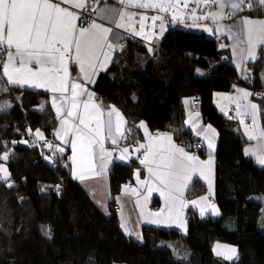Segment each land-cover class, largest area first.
<instances>
[{"label": "trees", "instance_id": "16d2710c", "mask_svg": "<svg viewBox=\"0 0 264 264\" xmlns=\"http://www.w3.org/2000/svg\"><path fill=\"white\" fill-rule=\"evenodd\" d=\"M2 58L0 52V106H9L0 107V155L9 153L11 175L0 179V264H264V166L245 155L246 139L235 120L214 104L215 91L240 80L229 49L217 38L175 27L158 46L129 39L93 85L106 105L125 114L133 140L143 138L139 123L145 121L151 130H172L189 143L194 135L185 126L184 99L198 95L200 112L219 134L214 203L220 214L203 215L191 207L186 233L147 224L142 241L126 233L118 213L105 212L73 177L71 164H63L68 150L55 154L54 147L28 142L37 130L50 134L57 118L47 91L7 82ZM139 165L137 159L112 164L113 195L133 180ZM207 190L195 177L186 195L195 198ZM163 240H176L182 251L161 245ZM216 241L237 245V258L217 255Z\"/></svg>", "mask_w": 264, "mask_h": 264}, {"label": "snow or ice", "instance_id": "6c2138e0", "mask_svg": "<svg viewBox=\"0 0 264 264\" xmlns=\"http://www.w3.org/2000/svg\"><path fill=\"white\" fill-rule=\"evenodd\" d=\"M122 4L133 5L141 8H155L161 12L174 11L180 6L181 0H147V2H139V0H120ZM197 7L201 4L217 5L216 12H209L202 19L211 18L213 21H219L225 18H231L237 12L248 9L264 10V0H193ZM61 3L73 4L75 8H84L85 4L82 0H58L53 3L52 0H0V52L7 55V61L3 64V75L7 77V82L11 84H27L39 88H48L53 93H60V100L65 102L67 107L66 118L61 121V129L64 135L57 132L61 139L69 132H72L75 139L72 142V161L77 167L76 177L84 180L85 172H92L99 176L106 170L105 156H111V153H105L103 149V131L105 126L109 135L113 133L124 137L123 125L126 123L122 114L115 108L110 106L107 112V121L103 119L104 112L99 104L92 103L94 93L87 92L85 85L70 80L69 60L79 66L82 78L85 81L94 83L89 75V69L92 70V75L96 74V61L98 54L105 45L108 49L114 47L108 43V34L112 31L111 28L104 27L101 24L93 21L88 27H77L76 21L79 17L66 7H61ZM189 0H183V7L187 8ZM225 7L232 9L231 13L226 15ZM264 14V11H262ZM125 13H120V23L117 27L124 28ZM192 15L195 17V9ZM149 19L147 16L142 17L140 22V31L136 35L143 36L147 40L153 38L154 33H145L144 20ZM161 16H152L151 20H162ZM245 26L244 31L247 37L246 55L251 58H256L257 48L264 46V19L243 18ZM131 27V25H129ZM155 27V23H153ZM217 27H221L219 24ZM134 30V29H133ZM212 31V29H208ZM164 32L163 26L160 28V34ZM9 49L14 51H9ZM235 50V49H234ZM264 52V47L261 48ZM109 57L105 54L104 63L100 64V68L104 67ZM19 60L20 67L16 66ZM35 61L39 65L36 71H33L27 65ZM48 63L53 67L45 68L44 64ZM199 71V69H197ZM242 94V98L247 99L249 96L255 95L244 89H238ZM70 92V95H67ZM87 92L88 102L83 104V113L78 114L77 110L81 105L77 102V98ZM52 103L56 105V111L59 114H64V108L57 103V98L53 96ZM4 105L0 107H8ZM240 105L237 104L239 110ZM249 114L252 118V126L245 125V131L248 132L249 139L264 138V128L259 127L257 115L260 111L259 106L254 103L247 105ZM238 111V115H239ZM198 115V114H197ZM115 116V119H113ZM72 119L78 121L77 124H72ZM191 124L192 121L189 120ZM94 125V126H93ZM195 126V125H194ZM140 127H147L141 122ZM210 129L211 126L209 125ZM214 131V130H213ZM200 133H197L199 135ZM36 135L40 139H44L39 130ZM205 140L208 137L205 136ZM27 143V141H22ZM167 142V147H165ZM15 143V141L13 142ZM100 145L101 151V171H96V165L93 160L92 146ZM112 143H117L115 138ZM209 147H212L209 141ZM48 147H52L51 144ZM139 148H145L144 158L140 163L148 166V172L151 177L160 185L155 188L161 195L165 196L166 207L168 214L171 216L173 207L176 202L183 206L184 201L181 199L184 189L187 187L188 181L191 179L193 172L199 171L203 175L201 168L210 166L213 163V158L210 155L207 161H202L198 156L191 155L185 151L183 147H177L172 143V136L169 133L162 132L159 137L149 134L147 145L140 144ZM139 148L137 151H139ZM62 152L63 149H60ZM251 152L252 150H247ZM128 152V149H123L122 158L127 159L123 155ZM2 158L6 161L9 158V153L4 152ZM259 163L264 165V151L259 154ZM155 165V168L152 167ZM200 166V167H198ZM0 173H3V179L7 180L11 175L8 169L0 164ZM207 179V177H205ZM137 180L141 184L146 181H139V173L137 172ZM211 186V181L209 180ZM11 186V185H9ZM164 189L165 191H162ZM153 189L149 188L151 192ZM131 192L136 194L137 189L128 188L125 186V193ZM147 199V198H145ZM200 200H207V197H201ZM139 203V201H137ZM193 204L199 201H192ZM213 212L218 214V209L215 205H211ZM204 209L201 208L203 213ZM164 213V209L159 212L150 213L152 217H160ZM154 223L162 221L156 219ZM183 226V225H181ZM217 255H227L231 259L236 254V248L226 245L217 244Z\"/></svg>", "mask_w": 264, "mask_h": 264}, {"label": "crops", "instance_id": "0c3cea01", "mask_svg": "<svg viewBox=\"0 0 264 264\" xmlns=\"http://www.w3.org/2000/svg\"><path fill=\"white\" fill-rule=\"evenodd\" d=\"M87 1L88 0H82L84 4H86ZM52 2L56 3L58 2V0H52ZM139 2H147V0H139ZM246 2H248V0H246ZM60 6L66 7L70 11H73L78 17L80 16V10L82 8H75L73 4L64 3H61ZM194 9L195 17L192 15ZM217 10V5L205 6L201 4L199 7H197L193 0H189L187 8L183 7V0H181V4L175 10V14L173 10H170L168 12H161L155 8H141L135 6V4H122L120 0H103L97 8L95 19H93L86 26L82 27H88L93 21H95V23L101 24L104 27L111 28L112 31L108 34L107 42L113 44L114 47L110 50L105 45V47L100 50L98 54V60L96 61V74L92 75V70L89 69V75L95 83L100 72L106 69L111 64L115 53L117 51H120L126 45L129 39H140L148 43L150 46L154 47L160 44L162 38L168 30L175 27H182L185 29L196 31H205L208 35L217 38L220 42L221 47H227L229 49L231 54V62L237 69L240 78L239 81H235L233 83L232 87L229 90L215 91L213 96L214 104L220 112L226 114L228 117H230V112L234 114L233 119L235 120L240 133L246 139V143L244 146L245 155L247 157H253L255 161L259 165H261L259 163V154L261 153V151H264V138L249 139L248 132L245 131V125H248L249 127L252 126V118L249 114L247 105L249 103H254L257 104L260 109L257 115L258 125L259 127L264 128V122L262 118V101L261 99L255 98L253 95L249 96L247 99H244L242 98V94L238 91V89H244L251 92L249 86L246 84V80L252 72H256L257 86L264 87V52L261 51V48L264 46H260L257 48L255 59H251L246 55L247 44L245 43V41L247 37L245 35V26L243 24L244 17H248L251 19H264V14L252 15L248 12L240 11L237 12L236 15L231 16V18H225L219 21H213L211 18H198L205 16L209 12H216ZM244 10H248V8H244ZM231 11L232 9L230 7H225L224 9L226 15L230 14ZM122 12L126 14L125 20L123 21L125 24L124 28L117 27V24L120 23L119 17L120 13ZM144 16H147L149 18L143 21L145 33H154L151 40H147L143 36L136 35V32H139L141 30L140 22L142 17ZM152 16H161L163 19L153 22L151 20ZM153 23H155V27H153ZM76 24L78 28L81 27L79 26V19H77ZM218 24L221 27L218 28ZM129 25H131V27H129ZM161 26H163L164 28V32L162 35L160 34ZM208 29H212V31H208ZM9 51L14 50L9 49ZM105 54L108 55L109 59L107 63L104 64V67L100 68V64L104 63L105 61ZM6 61L7 55L3 53L2 71L3 64ZM16 66L20 67L19 60H17ZM27 67L31 68L33 71H36L39 68V65L36 64L35 61H33L29 63ZM44 67L50 68L53 67V65L45 63ZM69 72L70 80H75L76 82L85 85L87 92L95 94L91 102L100 105L101 110L105 114L103 117L105 121H107L108 119L107 112L109 111L110 106H115V108L122 114L124 120L126 121V123L123 125L124 136H127L129 139L126 144H122L120 142L121 137L119 136V134L113 133V135H109L107 126H105L104 128L103 149L105 153H111V156L104 157V160L106 162V170L103 171L101 175L96 176L92 172H85L84 175L86 176V178L84 180H80L76 177L77 167L73 163V161L71 162V171L73 177L81 181L85 185L93 199L101 206V208L105 212L109 213L114 205L119 206L120 209L117 213L120 218L121 226L126 233L130 235L134 232L136 234L134 236L142 238L143 226L147 224L156 225L163 228L187 230V210L189 208L193 207L203 215H205L204 213H206L208 210V213H212L209 203L206 200H200L201 195L195 198H189L186 195L187 189L195 177H199L206 184H209L210 180L212 188L215 189L216 151L219 139V134L216 127L210 122L206 121L201 112L192 110L191 97H187L184 99V103L186 106L185 126L192 132L193 135H197V133H200L199 135H201L203 138L205 147L203 150V154L199 157V159L202 161H207L209 159V156L211 155L213 158V163L210 168L209 166H203L201 168V170L203 171V175H200L199 171L193 172L191 174V179L188 181L187 187L184 189L181 196V199L184 201L183 206H181L179 202H176L173 207L172 214L171 216H169L168 208L166 207L165 196L161 195L160 192L155 190V188L160 187V185L151 177L150 173L148 172V166L140 163V160L144 158V152L146 149L139 148V145H147L149 141V134L152 136H156L154 135L155 131L151 130L147 123L143 121L144 125H146L147 127V133L145 132V129L141 127L143 138L137 140L131 139V136L127 133V118L122 110L114 104L106 105L97 94V92L93 89L94 83L83 80L82 74L79 70V66L71 60H69ZM5 78L7 79V77ZM14 85L42 89L49 93V100L57 118L55 133L53 135L54 143L52 144V147L55 148V154H62L64 152H67L68 150L73 155L72 142L75 139L74 134L72 132H69L66 136H64L63 139H61L60 136L57 135V132H60L61 135H64L63 130L61 129V121L66 118L67 111L65 102L60 100L61 94L53 93L48 88H39L27 84ZM87 92L77 98V102L81 105V107L77 110L78 114L83 113V104L85 102H88ZM67 95H70V92ZM53 96L57 98V103L64 108L63 115L57 113L56 105L52 103ZM237 104L240 105L239 110L237 109ZM238 111L240 113L239 115ZM113 119H115V116H113ZM189 120L192 121L191 124L189 123ZM141 122L142 121H140L139 125H141ZM71 123L77 124L78 121L76 119H72ZM209 125L211 126L210 129L208 128ZM162 132L169 133L172 136V143H174L177 147H183L186 152L191 154L188 142L179 140L177 137H175L172 130L159 131V135H157L156 137H159L160 133ZM205 136L208 137V140H205ZM113 138L117 140V143H112ZM209 141H211L212 147L208 146ZM59 145L64 146V150L62 152L57 150V147ZM165 147H167V142H165ZM125 148L128 149V152L123 155L127 156V159L122 158L123 149ZM138 148L139 151H137ZM249 149H251L252 151H247ZM92 150L94 153L93 160L94 164L96 165V171L100 172V145L98 143L94 144L92 146ZM2 155L3 154L0 155V164H3L8 169L7 160L5 161L2 158ZM132 159H137L140 163V165L135 169L134 178L132 180L134 181L135 186L129 187L126 184H123L121 191L116 195H113L111 192L109 175L112 164L116 160L121 162H129ZM152 167L155 168V165H152ZM137 172L139 173V181H146L147 183L141 184L138 182ZM1 176H3V173H0V178ZM205 177H207V179ZM125 186L130 189H137L136 194H133L131 192L125 193ZM149 188H152L153 190L149 192ZM161 190L165 191L164 189ZM137 201H139V203H137ZM192 201H199V203L193 204ZM214 204L215 203L213 199L212 205ZM201 208L204 209L203 213L201 212ZM161 209H164V213L162 216L152 217L149 215L150 213L159 212ZM156 219H159L162 222L154 223L153 221Z\"/></svg>", "mask_w": 264, "mask_h": 264}, {"label": "built area", "instance_id": "2783aa9c", "mask_svg": "<svg viewBox=\"0 0 264 264\" xmlns=\"http://www.w3.org/2000/svg\"><path fill=\"white\" fill-rule=\"evenodd\" d=\"M103 0H88L87 3L85 4V7L82 8L80 10V16H79V26H86L88 23H90L93 19H95L96 17V12H97V8L100 5V3ZM257 79V75L255 72H252L250 74V76L248 77V79L246 80V84L249 86L251 93H254L255 95H253L255 98L264 100V87L263 86H257L255 84ZM191 108L194 111H201L202 109V100H201V96H195L192 97L191 99ZM230 118H234V114L232 112H230ZM55 133V127H52L50 130V134H43L44 139H40L35 133H30L29 136L27 137L28 142L39 148V149H43L45 147H48L49 144H53L54 143V138L53 135ZM154 135H159V130L154 132ZM129 141L127 136H124L123 138H121L120 142L122 144H126ZM189 148H190V152L192 155L195 156H202L203 154V150L205 147L203 138L201 135H194L193 139L189 141ZM72 162V154L69 153L63 164L65 166H68L69 164H71ZM124 184H126L129 187H134L135 183L134 181L130 180L125 182ZM113 209L115 212L119 211V206L118 205H114Z\"/></svg>", "mask_w": 264, "mask_h": 264}, {"label": "rangeland", "instance_id": "374dc122", "mask_svg": "<svg viewBox=\"0 0 264 264\" xmlns=\"http://www.w3.org/2000/svg\"><path fill=\"white\" fill-rule=\"evenodd\" d=\"M3 106H4V105H3ZM142 122H143V121H142ZM143 123H144V122H143ZM60 149H63V150H64V146H63V145H59V146L57 147V150L60 151ZM49 157H50V156H49ZM49 157L47 156L49 162H52V159H50ZM2 177H3V176H1L0 179L5 180V179H3ZM9 183H10V181H9ZM207 185H208V190H207V192H206L205 194L201 195V197H207V200H206V201L209 203V206L211 207V205H212V201H213V199H214V192H215V189L212 188V185L210 186L208 183H207ZM214 205H215L216 208L218 209V214H217L216 212H213L212 209H210V210L212 211V213H213L214 216H218V215L220 214V210H219V208H218V206H217L216 204H214ZM208 211H209V210H208ZM208 211H207L206 213H208ZM206 213H204V214H206ZM178 230L182 231L183 233H186V232H187L186 229H185V230L178 229ZM129 233H130V232H129ZM130 235L134 236V235H136V234L133 232V234H130ZM134 237H137V236H134ZM136 239L139 240V241H142V238H140V237H137ZM178 244H179V242H177L176 240H166V241L163 240L162 243H161V245L169 246V247H171L172 249H176L178 252H181V251H182V247H181L180 245H178ZM217 244H220V245H226V246H229V247H234V248H236V250H237V251H236V254H235L231 259H229L227 255H219V256H221V257H223V258H226V259H229V260H234V259L237 258V256H238V246H237V245H235V244H231V243H227V242H223V241H216L215 244H214V247H213V250H214V252H215L216 254H217V248H216ZM124 264H126V263H124Z\"/></svg>", "mask_w": 264, "mask_h": 264}]
</instances>
